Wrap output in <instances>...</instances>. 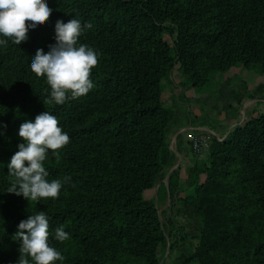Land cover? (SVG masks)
Listing matches in <instances>:
<instances>
[{"label": "trees", "instance_id": "obj_1", "mask_svg": "<svg viewBox=\"0 0 264 264\" xmlns=\"http://www.w3.org/2000/svg\"><path fill=\"white\" fill-rule=\"evenodd\" d=\"M48 7L49 20L27 41L0 46V264H18L13 237L39 211L50 233L63 226L69 234L63 242L49 237L63 264H161L167 239L144 194L173 158L166 129L174 113L163 81L176 62L195 85L236 66L264 75V0H48ZM73 18L92 24L80 43L100 54L95 87L45 104L48 85L30 70L31 58L55 43L57 20ZM47 111L70 138L59 159H46L48 179L71 181L58 198L29 203L7 193V164L23 142L20 125ZM209 164L205 184L184 200L203 226L195 256L264 264V113L216 143Z\"/></svg>", "mask_w": 264, "mask_h": 264}, {"label": "clouds", "instance_id": "obj_2", "mask_svg": "<svg viewBox=\"0 0 264 264\" xmlns=\"http://www.w3.org/2000/svg\"><path fill=\"white\" fill-rule=\"evenodd\" d=\"M52 11L48 0H0V46L9 41L14 45L27 41L28 33L45 25ZM91 27V23L82 25L77 18L68 22L57 20L55 43L49 45L47 52L38 49L31 58L30 70L48 85L45 104L63 105L67 100L85 97L95 87L90 77L100 54L80 43L84 29ZM18 136L23 142L7 164L8 175L13 178L7 193L22 196L29 203L58 198L71 177L49 180L45 161L49 155L60 158V150L69 143L68 133L58 126L57 117L47 111L34 121L23 122ZM49 228V218L41 211L19 223L13 237L19 243L18 264H63L65 257L49 243V237L63 242L69 234L63 226L55 228L54 233Z\"/></svg>", "mask_w": 264, "mask_h": 264}, {"label": "rangeland", "instance_id": "obj_3", "mask_svg": "<svg viewBox=\"0 0 264 264\" xmlns=\"http://www.w3.org/2000/svg\"><path fill=\"white\" fill-rule=\"evenodd\" d=\"M167 39L177 60L175 38ZM163 87L165 104L174 113L166 129L173 158L154 187L145 192V204L157 209L167 239L159 253L161 264H210L195 256L203 226L197 211L184 200L205 184L206 175L201 172L209 167L215 144L264 113V75L236 66L195 85L176 62ZM196 145L201 153H196Z\"/></svg>", "mask_w": 264, "mask_h": 264}, {"label": "built area", "instance_id": "obj_4", "mask_svg": "<svg viewBox=\"0 0 264 264\" xmlns=\"http://www.w3.org/2000/svg\"><path fill=\"white\" fill-rule=\"evenodd\" d=\"M196 153H201V147H198V145L195 146Z\"/></svg>", "mask_w": 264, "mask_h": 264}]
</instances>
